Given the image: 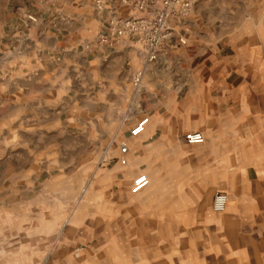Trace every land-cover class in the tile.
I'll use <instances>...</instances> for the list:
<instances>
[{"label": "crops", "instance_id": "0c3cea01", "mask_svg": "<svg viewBox=\"0 0 264 264\" xmlns=\"http://www.w3.org/2000/svg\"><path fill=\"white\" fill-rule=\"evenodd\" d=\"M102 2L0 0V226L93 156L112 178L146 174L135 194L152 210L188 212L180 241L205 244L192 264H264V0H195L156 61L132 37L99 42L113 14H135Z\"/></svg>", "mask_w": 264, "mask_h": 264}, {"label": "rangeland", "instance_id": "374dc122", "mask_svg": "<svg viewBox=\"0 0 264 264\" xmlns=\"http://www.w3.org/2000/svg\"><path fill=\"white\" fill-rule=\"evenodd\" d=\"M91 158L52 179L35 198L38 210L8 216L0 226V264H192L205 244L180 241L188 212L152 210L131 191L134 177L112 178ZM152 166L173 172L175 164Z\"/></svg>", "mask_w": 264, "mask_h": 264}, {"label": "built area", "instance_id": "2783aa9c", "mask_svg": "<svg viewBox=\"0 0 264 264\" xmlns=\"http://www.w3.org/2000/svg\"><path fill=\"white\" fill-rule=\"evenodd\" d=\"M122 4L129 6L134 15L120 17L112 15L108 21L106 34L98 38L101 43L118 41L124 37H132L144 45L145 56L149 61H156L160 58L163 45L173 36L174 19H184L192 11L195 0H119ZM97 7L102 9V0H96ZM182 44L186 39L180 38ZM142 73L137 72L133 76V83L137 87L141 82ZM149 117L144 116L131 128V135L137 136L144 132ZM185 140L189 144H201L205 137L199 131H190L185 134ZM127 152V145L122 144L121 153ZM122 164H126L125 157L120 158ZM150 183L146 174L137 175L132 184V192L137 193ZM229 202L228 195L223 191L216 192L213 200V209L216 212H223L227 209Z\"/></svg>", "mask_w": 264, "mask_h": 264}]
</instances>
